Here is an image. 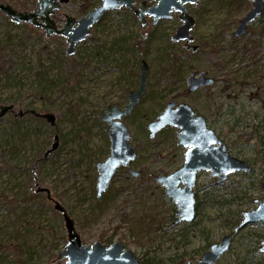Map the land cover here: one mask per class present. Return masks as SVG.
Returning <instances> with one entry per match:
<instances>
[{"label": "rangeland", "instance_id": "obj_1", "mask_svg": "<svg viewBox=\"0 0 264 264\" xmlns=\"http://www.w3.org/2000/svg\"><path fill=\"white\" fill-rule=\"evenodd\" d=\"M136 1L148 7L157 2ZM16 2L27 6L15 8L31 12L38 0ZM100 2L70 0L52 17L60 28L65 14L79 20ZM251 6L249 0L187 4L196 20L191 30L196 52L186 49L184 40H171L182 24L179 12L152 27L153 17L143 25L125 7L108 11L71 56L66 38L47 37L39 27L15 23L0 12V105H15L0 118V264H55L67 245L64 219L46 193H36L40 187L49 188L68 210L83 244L119 241L142 264H200L212 243L235 232L229 218L240 222L245 211L258 207L254 200L264 201L258 185L264 179V14L245 35H233ZM142 59L150 65L146 93L122 119L138 156L117 170L99 200L97 163L110 155L102 116L109 106L128 104ZM195 71L209 72L216 81L189 93L187 81ZM172 100L191 105L232 155L254 167L222 184L201 171L194 190L202 205L194 221L178 225L176 205L155 176L180 168L186 149L178 144L176 127L155 138L147 129ZM27 106L54 113L57 128L33 115H15ZM57 132L59 148L43 158ZM131 169L140 175L134 177ZM263 241L264 223L249 224L235 233L216 264H264Z\"/></svg>", "mask_w": 264, "mask_h": 264}, {"label": "water", "instance_id": "obj_2", "mask_svg": "<svg viewBox=\"0 0 264 264\" xmlns=\"http://www.w3.org/2000/svg\"><path fill=\"white\" fill-rule=\"evenodd\" d=\"M70 0H38L36 8L32 12L20 11L11 4L0 3V10L18 24L26 22L35 26H41L46 36L53 34L66 38L69 46L66 51L68 56L75 53L78 43L84 41L90 35V27L96 23L106 11L115 10L126 6L136 12L142 24H146L145 15L153 17L152 26H155L162 18H170L172 12H179V19L183 22L172 36V40L179 42L184 40L188 49L194 52L198 50L197 45H192L194 36L191 30L195 25V18L190 15L184 6L187 3L198 5L199 0H153L156 4L147 7L146 1L141 2L139 9L134 4L136 0H101L99 6L91 10L81 19L65 14V23L61 29L52 19L56 10ZM252 8L240 21L233 35L241 37L247 33L248 26L260 17L264 12V0H250ZM139 78V87L128 94V104L125 109L118 106H109L103 114L102 121L107 124L110 137V155L105 161L97 163L99 171L97 181V197L100 200L112 182L114 175L121 166H129L137 156V150L130 141L131 132L126 123L122 121L128 117L134 108L139 104L146 93L149 78L150 66L146 60H142ZM207 72H192L187 81L188 92H195L197 89L207 87L214 82V78L206 77ZM15 108L14 104L0 105V118L6 116ZM31 113L36 117L44 119L51 127L57 128V116L52 112L42 113L35 109L19 110L18 117H24ZM167 127L178 128V144L186 148L184 164L169 175H156L158 184L165 187V194L176 205V219L174 225L182 222H192L196 218V192L194 190L199 172H210L211 177H218L217 184L223 183L228 176L235 172L249 173L252 166L245 160L232 156L227 145L222 142L216 132L207 125V120L202 115H196L194 109L185 103L178 105L176 100L170 101L156 120L147 125L150 137L155 138ZM59 148V134H55L53 142L45 151L44 158ZM134 177L140 175L139 171L130 170ZM264 189V182L260 183ZM46 193L47 199L54 204V209L59 212L67 231L68 243L60 252L56 264H141L137 256L124 245L117 241L107 246L100 241L92 245L83 244L80 234L76 229L74 219L71 217L63 204L53 197L49 188H38L36 193ZM264 222V201H258V207L246 211L242 222L235 228L239 232L249 224ZM233 233L224 235L220 241L210 245L209 250L203 253L200 264H216L218 260L227 253L232 245ZM264 253V242L260 247ZM67 258V262H61Z\"/></svg>", "mask_w": 264, "mask_h": 264}, {"label": "trees", "instance_id": "obj_3", "mask_svg": "<svg viewBox=\"0 0 264 264\" xmlns=\"http://www.w3.org/2000/svg\"><path fill=\"white\" fill-rule=\"evenodd\" d=\"M0 1H2V2H5V3H7V2H9V4H11L12 6L13 5H16V6H20L22 9H24V8H26V4H19V3H17L16 2V0H0ZM15 7V6H14ZM105 16V15H104ZM104 16L102 17V19L104 18ZM101 19V20H102ZM262 33H264V31H262ZM29 109H31V107L30 106H27L26 108H25V110H29ZM28 115H31L30 113L28 114ZM33 117H35V116H33ZM37 120H39V121H41V122H44L43 121V119L42 118H38V117H35ZM19 121V120H18ZM36 161H37V159H36ZM253 171H254V168H253ZM252 171V172H253ZM264 179L262 178V179H259V181H258V185H259V182H261V181H263ZM257 185V186H258ZM196 196H197V194H196ZM202 205V201L199 199V197L197 196V209L199 210V208H200V206ZM174 216V215H173ZM238 222H239V219L236 217V216H231L230 218H229V226H230V229H232L233 227H235L237 224H238ZM146 263H149L148 261L146 262Z\"/></svg>", "mask_w": 264, "mask_h": 264}, {"label": "bare ground", "instance_id": "obj_4", "mask_svg": "<svg viewBox=\"0 0 264 264\" xmlns=\"http://www.w3.org/2000/svg\"><path fill=\"white\" fill-rule=\"evenodd\" d=\"M179 1H180V0H179ZM199 1H200V0H199ZM187 4H191V3H187ZM187 4H185L184 6L186 7ZM97 6H99V5H97ZM97 6H96V7H97ZM135 7H136V6H135ZM139 7H140V6H139ZM139 7H136V8L139 9ZM119 9H121V8H119ZM186 9H187V7H186ZM115 10H117V9H115ZM129 10H131V11L135 14V16L137 17V19L140 20V18L138 17V15L136 14V12H135L134 10H132L131 8H129ZM90 11H91V10H90ZM90 11H88V12L85 14V16H86ZM173 13H174V12H172L171 17H172V15H173ZM83 17H84V16H83ZM83 17H82V18H83ZM171 17H170V18H171ZM148 18H149V16H148V14H146V15H145V19L147 20ZM170 18H167V19H166V18H162L161 21H162V20H168V19H170ZM101 19H102V18H100L96 23H94V24L90 27V34H91V30H92V28H93L97 23L101 22ZM140 21H141V20H140ZM57 27H58V25H57ZM62 27H63V26H62ZM62 27H60V28L58 27V28L61 29ZM44 31H45V30H44ZM45 33H46V32H45ZM173 35H174V34H173ZM173 35H172V36H173ZM171 40H172V39H171ZM172 41H173V40H172ZM174 42H175V41H174ZM142 60H145V59H142ZM142 60H141V62H142ZM141 62H140V64H141ZM146 62H147V60H146ZM147 63H148V62H147ZM148 65H149V63H148ZM149 66H150V65H149ZM140 69H141V66H140ZM149 73H150V71H149ZM208 75L210 76V74L207 73L206 77H207ZM139 78H140V70H139V76H138V87H139ZM212 85H213V84H212ZM205 88H206V87H202V86H201V87H200L199 89H197L196 91H198V90H200V89H205ZM137 89H138V88H137ZM137 89H136V90H137ZM132 91H135V90H132ZM196 91H195V92H196ZM130 92H131V91H130ZM130 92H129V93H130ZM127 98H128V95H127ZM141 99H142V98H141ZM140 101H141V100H140ZM182 103H185V102H182ZM182 103H181V104H182ZM185 104H187V103H185ZM167 105H168V104H167ZM167 105H166V107H167ZM188 105H189V104H188ZM190 106H191V105H190ZM125 107H126V106H125ZM125 107H124V108H121V109H125ZM191 107H192V106H191ZM192 108H193V107H192ZM193 109H194V108H193ZM194 111H195V109H194ZM195 113H197V112L195 111ZM197 115H202V114H198V113H197ZM202 116H203V115H202ZM109 139H110V137H109ZM110 144H111V141H110ZM52 203H53V202H52ZM53 208H54V204H53ZM54 210H55V209H54ZM55 211H56V210H55ZM67 211H68V210H67ZM56 212H57V211H56ZM58 213H59V212H58ZM174 221H175V220H174Z\"/></svg>", "mask_w": 264, "mask_h": 264}, {"label": "flooded vegetation", "instance_id": "obj_5", "mask_svg": "<svg viewBox=\"0 0 264 264\" xmlns=\"http://www.w3.org/2000/svg\"><path fill=\"white\" fill-rule=\"evenodd\" d=\"M136 3H137V1L135 2L134 6H136ZM198 4H199V3H198ZM140 5H141V2H140V4H139V6H140ZM139 6H136V7H139ZM128 9H129V8H128ZM187 11H188V10H187ZM0 12H1V11H0ZM1 13H2V12H1ZM2 14H3V13H2ZM64 18H65V16H64ZM178 18H179V15H178ZM243 18H244V17H243ZM243 18H241V20H242ZM259 18H260V17H258L257 19H259ZM148 19H149V18H148ZM148 19H147V23H146V25L150 23ZM257 19H256V20H257ZM65 20H66V19H65ZM241 20H240V21H241ZM256 20H254L252 23H254ZM240 21H239V23H240ZM55 22H56V21H55ZM159 22H160V21H159ZM159 22H158L155 26H157V25L159 24ZM195 23H196V20H195ZM239 23H238V25H239ZM252 23H251V24H252ZM251 24H250V25H251ZM56 25H57V22H56ZM238 25H237V26H238ZM250 25H249V26H250ZM151 26H152V22H151ZM155 26H152V27H155ZM249 26H248V28H249ZM37 27H39L41 30H43V28H42L41 26H37ZM178 27H179V26H178ZM178 27H177V28H178ZM236 28H237V27H236ZM235 30H236V29H235ZM235 30H234V31H235ZM43 31H44V30H43ZM234 31H233V33H234ZM262 31H263V29H262ZM175 32H176V31H175ZM247 32H248V29H247ZM198 47H199V46H198ZM185 48L188 49V47H187L186 45H185ZM188 50H192V49H188ZM192 51H193V50H192ZM207 73L209 74V72H207ZM211 77H213V76H211ZM213 78H214V77H213ZM214 79H215V78H214ZM215 81H216V80H215ZM215 81H214V82H215ZM211 85H212V84H211ZM175 217H176V212H175ZM206 251H207V250H206ZM206 251H204V252H206ZM204 252H203V253H204ZM203 253L201 254V256L203 255Z\"/></svg>", "mask_w": 264, "mask_h": 264}]
</instances>
